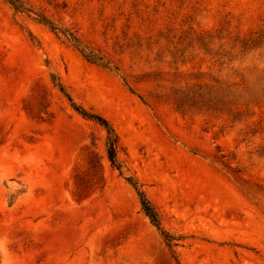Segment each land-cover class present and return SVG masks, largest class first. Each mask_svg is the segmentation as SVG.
I'll list each match as a JSON object with an SVG mask.
<instances>
[{
    "label": "rangeland",
    "instance_id": "rangeland-1",
    "mask_svg": "<svg viewBox=\"0 0 264 264\" xmlns=\"http://www.w3.org/2000/svg\"><path fill=\"white\" fill-rule=\"evenodd\" d=\"M22 1L0 0V264H264V0Z\"/></svg>",
    "mask_w": 264,
    "mask_h": 264
},
{
    "label": "trees",
    "instance_id": "trees-1",
    "mask_svg": "<svg viewBox=\"0 0 264 264\" xmlns=\"http://www.w3.org/2000/svg\"><path fill=\"white\" fill-rule=\"evenodd\" d=\"M11 6L17 11L21 13H32L31 10L25 7V4L22 0H7ZM39 21L48 26L53 32H55L57 35H62L65 38H67L76 48H81L82 44L80 40L76 37L74 33H72L69 30H62L58 26H56L54 23H52L50 20H48L46 17L36 14ZM85 53V52H84ZM90 62H99L101 59L98 58L94 54H86L85 56ZM61 91L63 92V87L60 86ZM70 101L72 102V99L68 96ZM76 111L79 112L83 117L90 119L92 121H95L100 126H102L106 133H107V140H106V154L107 158L109 159L111 163V167L113 169L118 170L122 173L123 171V164L119 160V153L122 149V145L120 142L119 135L117 134L116 130L113 128V126L110 124V122L107 119H104L97 115H92L83 110L80 107H76ZM130 184L135 188L139 199L141 203V207L145 215L150 219L151 223L162 233V236L170 250V252L175 256L174 249L179 246L178 242L180 239L175 238L174 236L166 233L162 228V222L160 215L154 205L151 203V201L148 199L146 193L142 190V187L139 185L137 181L130 178L128 179ZM177 264H180L179 261H177Z\"/></svg>",
    "mask_w": 264,
    "mask_h": 264
}]
</instances>
